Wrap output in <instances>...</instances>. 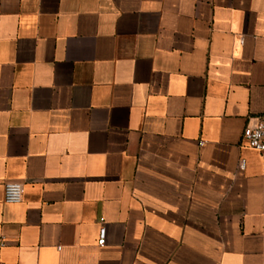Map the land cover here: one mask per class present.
Wrapping results in <instances>:
<instances>
[{"label":"crops","instance_id":"1","mask_svg":"<svg viewBox=\"0 0 264 264\" xmlns=\"http://www.w3.org/2000/svg\"><path fill=\"white\" fill-rule=\"evenodd\" d=\"M263 114L264 0H0V264H264Z\"/></svg>","mask_w":264,"mask_h":264},{"label":"built area","instance_id":"2","mask_svg":"<svg viewBox=\"0 0 264 264\" xmlns=\"http://www.w3.org/2000/svg\"><path fill=\"white\" fill-rule=\"evenodd\" d=\"M240 145L246 146L260 154H264V114L253 125L246 126L241 134ZM245 167L244 160L240 161L239 168ZM24 194V186L20 183H5L3 185V202L5 204H16L21 202ZM106 230L104 226L99 228L97 245L103 247L105 244Z\"/></svg>","mask_w":264,"mask_h":264}]
</instances>
